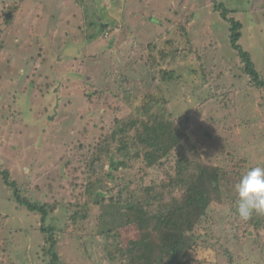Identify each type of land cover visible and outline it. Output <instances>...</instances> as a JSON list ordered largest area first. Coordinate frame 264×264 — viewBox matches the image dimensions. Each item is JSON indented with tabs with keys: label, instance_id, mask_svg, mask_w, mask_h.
Returning <instances> with one entry per match:
<instances>
[{
	"label": "rangeland",
	"instance_id": "1",
	"mask_svg": "<svg viewBox=\"0 0 264 264\" xmlns=\"http://www.w3.org/2000/svg\"><path fill=\"white\" fill-rule=\"evenodd\" d=\"M221 4L242 23L241 42L264 76V0H0V172L16 183L0 177V236L15 242L16 255L43 264L38 255L55 227L65 262L117 264L104 249L108 230L125 246L156 235L163 218H146L129 198L139 193L141 144L120 154L112 143L114 181L105 177L107 163L95 183L84 176L100 165L99 145L115 120L129 122L152 91L168 101L197 159L220 172L229 192L210 210L215 223L198 231L190 263L230 264L222 252L243 250L247 264H264V90L231 48ZM171 50L177 56L164 61ZM164 70L179 83L164 82ZM243 176L251 179L242 194ZM89 184L94 193L85 196ZM15 190L46 204L45 222L17 203ZM85 206L84 218L69 222Z\"/></svg>",
	"mask_w": 264,
	"mask_h": 264
},
{
	"label": "trees",
	"instance_id": "2",
	"mask_svg": "<svg viewBox=\"0 0 264 264\" xmlns=\"http://www.w3.org/2000/svg\"><path fill=\"white\" fill-rule=\"evenodd\" d=\"M13 7L16 11L19 5ZM215 9H220L222 18L229 23L231 48L243 62L244 71L250 77L252 85L258 90H264V76L256 69L250 52L244 48V44L241 42L242 23L236 18H228L235 13L226 9L223 4L218 5V9L217 7ZM2 16L8 24H11L12 19H8L6 13ZM100 29L104 30L106 26L102 25ZM92 39H95V34ZM155 45L153 44V46ZM171 46L173 47V45ZM148 54L150 69L154 72L158 62L155 61L153 53L149 52ZM176 56L174 50H171L163 55V60L175 59ZM161 73L164 82L179 83L176 77H173L172 71L164 70ZM153 79L156 80L155 75ZM167 105L168 101H160V97L156 93L147 92L145 101L139 109L140 112L137 111L129 122L125 123L121 119L115 120L116 125L113 132L99 145L101 155L96 162L100 165L94 166L93 169L90 167L84 173L85 177L89 176V179L94 180L95 183L102 174L103 165L107 163L110 164V170L105 173V177L114 181L113 170H119V167H116L114 155L118 152L123 154L129 147H136L138 144L145 148L142 152L145 163L138 174L141 180L139 193L136 194V197L132 194L129 198H133V202L142 206L146 218H158L160 216L163 218V223L156 235L148 237V235L145 236L144 234L143 236L141 234L139 238L132 237L126 246L119 240L117 231L108 230L105 233L107 240L104 249L110 262L117 264H191L189 253L199 246L198 231L204 223H215L209 218L210 210L217 204L216 199L221 201V195L229 193L228 189L224 187L226 180L221 177L220 172L197 159L196 149L190 141V135L178 127L179 119L174 117V113ZM112 143L118 144L117 153L112 152V150L108 151L112 147ZM138 169L139 167L137 171ZM0 177H3L7 186L16 188V183L9 180L8 173L0 172ZM250 179L249 176L242 177L239 189L242 194ZM91 187L93 188L89 184V193H86L85 196L94 193ZM14 193L18 204L28 208L31 212H39L43 222H45L48 216L46 204L30 203L27 199L21 198L19 191L15 190ZM237 194L238 199H241L240 192ZM95 195L99 197L98 202L105 197L100 190ZM85 208L86 206L71 215L68 219L69 222H72L73 225L77 224L82 217H80V212ZM259 214L260 212L256 213L252 220L257 218ZM252 220L250 225H253ZM257 227L256 225L255 228L257 229ZM261 229L263 231L264 227ZM45 230L43 229V231ZM47 230H49L50 235L47 240L50 247H41L38 255L40 261L43 264H70L62 260L56 251L58 243L56 228ZM248 235V231H243L241 240H247ZM9 239V237L3 239L0 236V245L2 246L0 252L3 253L0 264H39L38 262L28 263L16 255L12 249L15 247V242ZM82 245L85 246V243L83 242ZM222 253L226 254L227 258H232L230 264H247L243 260V258L246 260L243 250L238 253L231 250ZM262 256L261 253V258L264 260Z\"/></svg>",
	"mask_w": 264,
	"mask_h": 264
},
{
	"label": "water",
	"instance_id": "3",
	"mask_svg": "<svg viewBox=\"0 0 264 264\" xmlns=\"http://www.w3.org/2000/svg\"><path fill=\"white\" fill-rule=\"evenodd\" d=\"M8 18H11V13L7 16Z\"/></svg>",
	"mask_w": 264,
	"mask_h": 264
}]
</instances>
